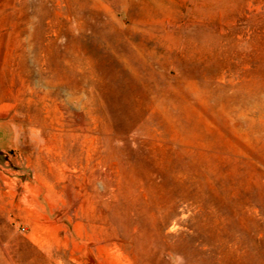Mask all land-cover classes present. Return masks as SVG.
<instances>
[{
  "label": "rangeland",
  "instance_id": "1",
  "mask_svg": "<svg viewBox=\"0 0 264 264\" xmlns=\"http://www.w3.org/2000/svg\"><path fill=\"white\" fill-rule=\"evenodd\" d=\"M103 126L105 158L81 144ZM137 155L146 189L202 199L159 211L160 246L125 220ZM144 252L264 264V0H0V260Z\"/></svg>",
  "mask_w": 264,
  "mask_h": 264
},
{
  "label": "bare ground",
  "instance_id": "2",
  "mask_svg": "<svg viewBox=\"0 0 264 264\" xmlns=\"http://www.w3.org/2000/svg\"><path fill=\"white\" fill-rule=\"evenodd\" d=\"M159 90L160 89H157L156 91L159 92ZM168 103L166 102V106L164 105V110L169 109V107L172 106V104H168ZM102 107H103L102 109L105 110L104 108L105 106ZM159 108H160V104H159ZM159 108L157 107V109ZM103 113L105 114L106 111H104ZM168 113H169L168 111L165 112V114ZM104 117L105 115H102V119H104ZM110 133H112L110 128L108 126H103L99 137L97 138L92 137L91 139H88V136L85 135L83 136L84 139L81 140L82 141L81 144H88L89 151L92 150V152H94L95 154L98 153L99 155H101L102 158H105L104 155L106 151L104 150V147L106 145L109 146V144L107 143L108 138H106V136ZM187 152L190 151L185 149L179 151L180 155L186 154ZM110 153H112L115 156L119 155L118 151L115 148L111 149L108 156L110 155ZM137 157L138 155L136 156L135 160L129 158L130 160L125 159L126 161L123 162V172L126 175V179L127 176L128 178H130L129 192L126 195L130 203L126 205L125 220L127 221L130 227H132L133 225L136 228L133 229L134 231H136L139 227L141 228L142 235L144 238V244L147 247H151L152 245L155 244L159 245L158 241L162 238L161 235L163 236V234H161V231H159L157 225H155V223L159 221L160 218L159 211L161 209L163 208L173 209L175 205L177 206L188 202L193 204L197 203L200 205L202 203V199L197 194H189L190 192L187 193L183 190L182 192H176L172 188H170L172 192L171 191L167 192L169 193V197L167 195L166 198H163L159 194V192L162 193L167 189V186L165 185L162 186L151 185L149 189H146L145 188L146 181H151L155 177V174L161 172L162 169L160 165L157 167L154 166V168H150V166L147 165L145 161H142ZM52 179L53 177L50 178V180ZM46 187L50 188L49 182L46 183ZM50 190L51 189H49V191ZM147 218L149 219V221L147 220ZM144 253H145V259L147 260L148 264H156L155 253L154 254L152 252H144ZM157 262L159 264V261ZM43 263L52 264L50 263V261H47V259H44ZM0 264H6V263L0 260Z\"/></svg>",
  "mask_w": 264,
  "mask_h": 264
}]
</instances>
